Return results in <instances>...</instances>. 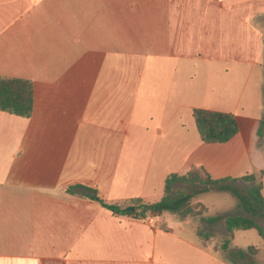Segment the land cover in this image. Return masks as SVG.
I'll return each mask as SVG.
<instances>
[{
    "label": "crops",
    "instance_id": "obj_1",
    "mask_svg": "<svg viewBox=\"0 0 264 264\" xmlns=\"http://www.w3.org/2000/svg\"><path fill=\"white\" fill-rule=\"evenodd\" d=\"M0 77L32 86L30 117L0 111V264H233L189 219L81 188L152 204L196 167L264 199V0H0ZM195 109L238 134L203 143Z\"/></svg>",
    "mask_w": 264,
    "mask_h": 264
},
{
    "label": "trees",
    "instance_id": "obj_2",
    "mask_svg": "<svg viewBox=\"0 0 264 264\" xmlns=\"http://www.w3.org/2000/svg\"><path fill=\"white\" fill-rule=\"evenodd\" d=\"M0 111L22 118L30 117L32 113L31 83L20 79L0 77ZM192 117L200 140L205 144L227 143L238 134V123L235 116L232 114L195 109L192 112ZM263 131L264 109L258 127V137L263 134ZM241 180L254 184L246 194L241 193L233 186V183L236 181L235 179H212L203 168L192 167L184 175H169L164 183V194L162 198L158 202L152 204L136 199L122 205H108L95 195H90L88 193L90 191L89 189H81L84 190V195L86 197L100 202L104 208L112 213L139 220H144L154 214H161L163 212L181 214L184 216L194 215L190 207V202L196 195L209 191L228 192L237 198L242 211L247 215H233L225 218L224 225L229 235L233 231H247L253 229L264 239L260 227L254 221L255 217H261L264 214V199L261 194V183L254 175L243 177ZM177 183H182L187 187H191L193 191L187 193L180 192L174 196L172 191L174 185ZM130 207H134V211H128L127 209ZM206 220L212 223L217 221L218 218L213 217ZM223 249H227V243L223 246ZM248 251H252L251 247ZM227 255L231 263L237 264L239 261L246 258L247 253L243 250H237L235 252H229Z\"/></svg>",
    "mask_w": 264,
    "mask_h": 264
},
{
    "label": "rangeland",
    "instance_id": "obj_3",
    "mask_svg": "<svg viewBox=\"0 0 264 264\" xmlns=\"http://www.w3.org/2000/svg\"><path fill=\"white\" fill-rule=\"evenodd\" d=\"M253 185V183L247 181L233 183V186L243 194H246L247 190ZM191 191H193L191 187H187L182 183H177L173 187L172 194L175 196L180 192L187 193ZM201 195L202 194L196 195L190 202V207L192 208L194 215L184 216L181 214H171L173 219L177 221H188L189 219L192 224L195 225L196 233L197 235L199 234L198 236L201 240H207L209 244H213L215 249L225 253L226 257L228 256V252H234L237 247H239L244 248V251L247 253L246 259L243 262L249 264H264V239H261L255 230L245 232L233 231L229 235L225 229L224 220L227 216H247L242 211L238 200L230 193H227L228 196H226V198H215L210 200L207 198L204 199V202L202 203V201L196 200L202 197ZM213 217H217L218 220L212 223H209L206 220ZM262 225L264 231V221L262 222ZM226 243L227 249L224 250L223 246ZM257 244H261L259 248L257 247ZM250 247L252 250L251 252L248 251Z\"/></svg>",
    "mask_w": 264,
    "mask_h": 264
},
{
    "label": "water",
    "instance_id": "obj_4",
    "mask_svg": "<svg viewBox=\"0 0 264 264\" xmlns=\"http://www.w3.org/2000/svg\"><path fill=\"white\" fill-rule=\"evenodd\" d=\"M128 211H134V207H130L127 209Z\"/></svg>",
    "mask_w": 264,
    "mask_h": 264
},
{
    "label": "built area",
    "instance_id": "obj_5",
    "mask_svg": "<svg viewBox=\"0 0 264 264\" xmlns=\"http://www.w3.org/2000/svg\"><path fill=\"white\" fill-rule=\"evenodd\" d=\"M149 222L152 223L153 222L152 219H149Z\"/></svg>",
    "mask_w": 264,
    "mask_h": 264
}]
</instances>
